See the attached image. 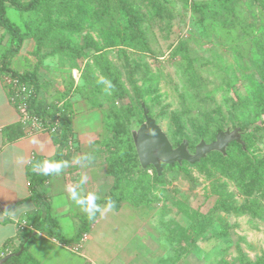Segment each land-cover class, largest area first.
I'll return each mask as SVG.
<instances>
[{
    "label": "rangeland",
    "instance_id": "374dc122",
    "mask_svg": "<svg viewBox=\"0 0 264 264\" xmlns=\"http://www.w3.org/2000/svg\"><path fill=\"white\" fill-rule=\"evenodd\" d=\"M77 2L22 16L6 4L11 20L22 29L30 22L43 36L37 52L33 39L24 40L18 62L38 67L37 97L61 105L67 94L77 130L96 124L83 107L125 120L122 106L132 103L131 126L144 120V102L173 146L187 138L193 149L219 130L264 120V0H84L83 9ZM7 43L4 36L0 51ZM104 62L126 97L115 96ZM103 128L98 140L108 135ZM244 140V153L234 145L226 156L165 169L161 179L152 168L129 177L122 196L137 186L134 199L148 201V264H264V129L252 128ZM88 148L81 146L95 153ZM206 214L214 221L190 250L187 227Z\"/></svg>",
    "mask_w": 264,
    "mask_h": 264
},
{
    "label": "crops",
    "instance_id": "0c3cea01",
    "mask_svg": "<svg viewBox=\"0 0 264 264\" xmlns=\"http://www.w3.org/2000/svg\"><path fill=\"white\" fill-rule=\"evenodd\" d=\"M21 51L22 47L11 60V67L17 71L27 69L21 68L18 63ZM83 108L91 111L89 115H95L97 120L95 125L89 121L87 131L90 132L86 131V134L83 129L77 130L76 122L72 121L77 139L71 154L73 165L59 175L39 172L37 177V188L49 202L50 214L58 221L59 231L67 238L74 236L81 221L87 218L70 199L68 186L78 184L86 176L84 190L95 192L101 199L108 195L112 185L103 155L81 150L83 144L88 145V151L91 148L94 150L97 147L95 141L103 137L104 132L101 110L95 108L93 112L92 107ZM13 123H19V113L11 102L0 73V258L2 254L14 250L20 244L21 236L32 228L28 216L35 211V202L30 198L29 165L35 157L42 162L52 161L57 150L46 131L25 133L15 140H7L3 129ZM33 140L38 143H33ZM85 154L92 156L90 162L83 159ZM77 158L80 163H76ZM147 211V204L125 199L117 210L112 209L104 216L97 213L89 230L78 240L62 243L46 231L37 232L29 252L39 264H148L147 226L150 217ZM21 220L27 222L28 226L24 229L19 227ZM151 221L157 223L155 219Z\"/></svg>",
    "mask_w": 264,
    "mask_h": 264
},
{
    "label": "trees",
    "instance_id": "16d2710c",
    "mask_svg": "<svg viewBox=\"0 0 264 264\" xmlns=\"http://www.w3.org/2000/svg\"><path fill=\"white\" fill-rule=\"evenodd\" d=\"M58 1L59 0H0V29H2V33L0 35V42L4 36H7L8 41L4 49L0 51V73L9 74L10 76L16 79L17 86L25 85L31 90L30 94L32 93V95L28 99L27 106L31 111L34 112L35 115H37L43 120L44 124L47 126L46 128L48 129V131L46 132H49L54 144L57 146V150L52 161H68V167H71L73 165L71 160V154L74 150V144L77 143V139L74 137V132L72 128V104L69 101L67 94L65 95V100L61 105H58L54 102H49L45 98L37 97L38 89L40 87V84L37 79V66L33 69H26L24 71H17L11 67V60L15 55H17L25 39H33L35 41V51L37 52L43 46V36L40 35L37 30H34L32 28V24H30V22L25 21L24 29H22L18 25V23L11 20L6 13V4L11 5L22 16L24 14L35 13L40 8L50 9L56 3H58ZM77 1V4L80 9L85 8L84 0ZM228 1L229 0H223V3ZM52 2H54L53 5ZM91 45H96V43L93 41ZM103 68L114 89L115 96H117L118 98L126 97L127 90L122 85L114 67L108 62H104ZM13 91L15 90L13 89ZM137 96L139 97L138 93ZM122 110L126 118L125 120L122 119L116 111L111 110L109 112H102V122L108 135H106L102 140H98L95 142L99 145V147L95 149V152L103 155L104 160L106 162L107 173L113 178L108 195L105 198L99 199L97 203L107 204L108 198H111L115 202V207L113 208L115 210L120 207L121 201L125 199H128L136 204H139L141 202L148 204V201L144 202L137 201L136 199H134L132 193H135L136 190L134 189H136L137 186H134V189H131L129 197L125 198L122 196L123 186L126 185V182L130 180L129 177L131 175H143V173H145L147 169L152 168L155 174V179H161L163 178L165 169H181L182 164L186 162L183 161L182 164L175 163L174 165H164L163 172L160 175H157L156 170L151 165H149L147 169H143L140 166L137 158L129 125L130 120L138 115L136 107L132 103H127L122 106ZM138 120L140 123L142 122L140 117H138ZM52 123H56L58 127L57 130L54 132L50 131L49 124ZM240 127L243 130L246 129L242 126ZM249 127H251V129L254 127L264 129V120H261L260 122L255 124H251ZM249 132L243 136V140L244 137L249 134ZM3 133L6 139L9 141L15 140L21 135L25 134L20 123H13L6 126L3 129ZM234 145L239 146L241 148V151L244 153L247 150L248 142H245L246 149H243L242 146L237 142H231L228 145L227 149ZM189 146L191 149L190 142ZM218 153L219 152L213 151L209 153L205 158H202L199 162L190 165H198V163H200L202 160H208L213 155ZM37 161L42 163L40 158L35 157L28 167V173L31 178L30 198L35 202V211L31 212L28 216L32 228L27 230V232H25L21 236L20 244L14 250L11 251L12 253L17 252L20 246L23 245L22 252L19 255L11 256L9 259L6 260L4 264H39V262H37V260H35V258L29 252V247L32 241L37 236V232L46 231L50 236H53L59 242L66 243L69 241L80 239L82 235L89 230L90 224L96 219L95 218L94 220L90 221L88 218H84L81 221L78 232L74 236L68 238L64 237L59 231L58 221L52 218L50 214L49 202L44 197H42L41 193L37 188V186L39 185L37 179L39 172H34L32 170L33 163ZM68 167L64 168L63 171H65ZM217 208L224 209L225 206L220 204L213 207L212 209L216 210ZM213 221V218L208 214L200 215L196 217L195 223H191L187 227L188 233L191 234L190 250L196 249L197 241L203 236L206 228L212 225ZM258 263L260 262H251L249 260H246L242 261L241 264Z\"/></svg>",
    "mask_w": 264,
    "mask_h": 264
},
{
    "label": "water",
    "instance_id": "95a60500",
    "mask_svg": "<svg viewBox=\"0 0 264 264\" xmlns=\"http://www.w3.org/2000/svg\"><path fill=\"white\" fill-rule=\"evenodd\" d=\"M140 104L144 120L138 125H131L130 133L140 166L143 169L149 165L153 166L157 175L163 172L164 165L182 164L183 161L194 164L213 151L225 156L231 142H237L246 149L243 136L251 130V127L243 130L239 125L218 131L214 140L210 142L200 139L193 150L190 149L186 138H183L177 146H173L160 125L149 115V109L144 102ZM22 250L23 245L17 252L5 254L0 258V264H4L13 255H19Z\"/></svg>",
    "mask_w": 264,
    "mask_h": 264
},
{
    "label": "clouds",
    "instance_id": "9594fccd",
    "mask_svg": "<svg viewBox=\"0 0 264 264\" xmlns=\"http://www.w3.org/2000/svg\"><path fill=\"white\" fill-rule=\"evenodd\" d=\"M33 143H38V141L33 140ZM42 147V145H41ZM84 160L91 161L92 156L90 154H85ZM76 163H80V159H76ZM68 161H49L44 160L41 162H35L32 165V170L34 172H40L42 174H57L59 175L64 168L68 167ZM87 182V177H82L78 184L70 185L67 188L70 199L87 215V218L91 221L96 218V214L100 213L104 216L108 211H111L115 207V202L108 198L107 204L101 206L97 203L99 196L95 192L85 191L84 185Z\"/></svg>",
    "mask_w": 264,
    "mask_h": 264
},
{
    "label": "built area",
    "instance_id": "2783aa9c",
    "mask_svg": "<svg viewBox=\"0 0 264 264\" xmlns=\"http://www.w3.org/2000/svg\"><path fill=\"white\" fill-rule=\"evenodd\" d=\"M2 81L7 91L9 92L11 102L14 104L15 108L19 113V123L21 124L24 132L26 134H32L40 131H48L47 126L44 124L43 120L34 114L28 106V99L31 97L30 89L25 85L17 86V81L15 78L9 74H1ZM13 89L15 91H13ZM13 91V92H12ZM50 125V131L54 132L57 130V124L52 123ZM27 222L21 220L19 223L20 229L27 227ZM5 255V254H4ZM2 254V256H4Z\"/></svg>",
    "mask_w": 264,
    "mask_h": 264
}]
</instances>
